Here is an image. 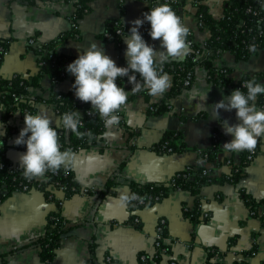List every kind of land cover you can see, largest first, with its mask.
<instances>
[{"label":"crops","instance_id":"crops-1","mask_svg":"<svg viewBox=\"0 0 264 264\" xmlns=\"http://www.w3.org/2000/svg\"><path fill=\"white\" fill-rule=\"evenodd\" d=\"M78 0H0V41H7L8 50L0 63V77L37 75L38 46L56 42L54 50L73 62L93 43L118 67H127V43L123 39L133 27V21L143 19L145 0H92L90 11L78 20V39L61 40V35L73 28V15ZM229 0H205L210 13L221 17ZM181 22L193 31L195 41L204 43L210 37L207 28L197 22L193 0H187L174 11ZM264 18V11H263ZM121 25L126 33L118 45L103 37L107 27ZM145 24L139 28L143 36ZM37 46H31L29 39ZM58 41V42H57ZM157 52L164 51L160 40H145ZM178 59V60H183ZM217 68L229 67L231 76L264 72V47L248 59L238 60L225 51L213 61ZM173 84V75L167 73ZM75 77L69 75L59 81L44 75L40 84L30 89L32 97L46 99L36 103V114H46L50 126H59L68 140L69 131L61 124L63 115L55 104L47 101L53 93L74 92ZM170 86V88H171ZM170 88L167 90L169 91ZM126 91H131L127 87ZM166 91V92H167ZM220 84L208 79V69L199 66L191 87L180 95L166 98L169 107L161 112L150 111L162 96L147 100L142 93L131 98L120 111V123L104 129L97 141L78 151L66 165L75 173L81 192L65 198L61 189L53 187L61 200L59 207L68 230L59 242L52 264H137L141 253L152 258L156 249V228L166 221L170 251L164 253L161 264H209L219 261L233 264H264V203L258 214L244 198L247 193L254 200L264 201V137L257 143L253 161L240 168L245 151L226 153L223 145L233 137L225 134L227 126L240 123L236 110L220 109L214 105L231 94ZM257 109L264 106L256 103ZM6 108L0 104V145L7 144L6 156L20 165L24 149L15 144L25 127L24 115L13 113L3 121ZM77 113L82 114L79 109ZM7 125L14 132L7 136ZM173 132L177 143L184 144L181 152H162L156 148L166 132ZM214 133L218 138H214ZM217 147L213 160L203 159L201 152ZM202 165L214 180L202 184L198 194L188 190L170 192L163 200L131 211L127 196L132 182L167 183L177 172L188 166ZM240 177L232 179L234 171ZM114 185L107 189V182ZM91 190L92 192H86ZM0 191V264H48L41 258V248L35 241L47 231L49 215L57 210L56 202L45 197L37 188L15 191L1 199ZM200 203V214L192 220L185 208ZM204 212L209 213L207 218ZM136 215L140 224H133ZM216 253L210 255L212 251ZM110 257L111 260H107ZM152 260V259H151ZM152 264H157L152 261Z\"/></svg>","mask_w":264,"mask_h":264},{"label":"trees","instance_id":"trees-1","mask_svg":"<svg viewBox=\"0 0 264 264\" xmlns=\"http://www.w3.org/2000/svg\"><path fill=\"white\" fill-rule=\"evenodd\" d=\"M90 1L92 0H78L76 5V11L73 15V28L61 35V40L68 38L78 39L79 28L78 20L82 18L86 13L90 11ZM147 5L145 12L150 11L160 4H168L173 11H177L187 0H145ZM193 6L196 8L197 22L202 21L203 26L200 28H207L210 31V37L204 42V45L194 42L191 45L190 54L183 60L167 61L163 63V71L173 75V84L169 91L164 93L160 103H154L150 106L151 112H161L166 110L169 105L165 102L166 98L178 96L185 89L191 87V85H185V80L191 74V80L195 78V70L199 66H203L208 69V79L220 84L225 90L233 91L240 88L241 91L246 93V88L243 85L255 78L256 82L264 84V72L255 75H244L239 79L231 76L232 69L229 67L217 68L213 64V61L222 55L225 51H231L234 53L238 60L248 59L250 56L256 54L261 48L264 47V0H229L225 6L224 13L221 17H215L210 13L205 0H193ZM248 7H252L254 10L259 12L258 15L248 13ZM241 21H245L246 25H242ZM122 27L124 33L126 28L121 25H115L107 27L103 37L106 40L113 41L116 44H120L122 41L121 36L116 33L118 28ZM150 23L146 22L145 31L143 38L148 40L150 38L149 30ZM107 33L112 34L107 36ZM194 36V34H193ZM56 42L48 43L43 45L37 50L38 62L43 61L44 64L40 67V72L37 75H14L10 78L0 77V104L6 108V113L3 116V121L7 123L9 117L16 111H20L23 115L25 113L33 114L36 112V103L45 101L42 97H32L30 95V89L40 84L42 76L49 75L55 81H59L70 74L66 71L67 66L72 63L71 58L59 55L56 53L55 48ZM255 44L257 51L255 53L249 51V46ZM0 63L4 59V55L8 50L7 41H0ZM45 49H48L45 53ZM53 55L51 57L50 55ZM139 79V77H138ZM75 81V80H74ZM118 86L124 87L125 90L132 88V85L128 82L127 78H118ZM147 100H151L152 96L147 94V90L141 91ZM136 94H132L133 98ZM55 104V107L59 114L64 115L65 113L77 112L79 109L82 114L79 119L81 120V127L79 131L84 133L82 137H77L75 133L69 132V138L67 140L65 132L59 126L56 127L58 132L59 145L61 151H78L82 148H86L91 144L95 143L98 137L103 133L105 126L103 119L100 118L99 114L92 110L90 102L80 103V100L76 98L74 92L70 93H53L49 100ZM257 104L264 106V94L257 97ZM92 115H89L88 112ZM120 115V112L117 113ZM12 127L7 125V136L13 133ZM91 133V137L87 135ZM178 136V135H177ZM173 132H166L158 143L156 148L164 153L168 152H181L185 149L184 144L177 143V137ZM20 147L27 149L26 145ZM172 150L169 151L168 149ZM7 144L3 143L0 145V190L3 189L5 192L1 196V199L15 191H27L31 188L40 189L45 197L49 200L56 202L57 210L52 212L48 217V225L46 233L39 237L35 244H38L41 248V258L48 264H52L53 259L56 256V251L59 247V242L62 239L68 228L65 227L66 220L61 214L59 209L61 200L55 195L53 187L61 189L65 193V198L71 197L73 194L81 192L82 188L79 186L74 171L69 166H62L58 172H47L44 177L34 178L27 180L23 176V170L20 165H15L9 161L6 156ZM217 152V147L205 150L201 152L203 159L213 160ZM248 151L244 152L242 157L243 168L249 163L247 158ZM205 155H208L206 158ZM12 167L15 170H11ZM208 170L202 165L188 166L187 168L177 172L167 183H138L132 182L130 185V192L127 196V203L131 211L138 210L148 205L163 200L170 192L177 190H188L193 194H198L200 187L204 183H208L214 180L213 177L209 176L204 171ZM234 171L230 178L238 179L240 172ZM28 186L25 189L24 186ZM114 185V180L107 182L106 188L109 189ZM91 193V190H86ZM245 200L252 210H256L258 214L259 205L263 204L264 201L259 202L254 200L247 193H243ZM185 213L192 220H197L200 214V203L198 202L193 207H186ZM133 224L139 225V219L136 215L132 216ZM264 220V216H262ZM166 224L161 231V249L158 250L157 255L150 257L148 253L143 252L139 256L137 264H152L155 261L157 264H161L164 257L165 249L167 252L170 251V245L166 243L167 232ZM212 251V249H211ZM216 252L212 251L210 258ZM145 256V259H142ZM152 259V260H151ZM209 264H226L219 261H212L210 259ZM233 264H247L244 261H238Z\"/></svg>","mask_w":264,"mask_h":264},{"label":"clouds","instance_id":"clouds-1","mask_svg":"<svg viewBox=\"0 0 264 264\" xmlns=\"http://www.w3.org/2000/svg\"><path fill=\"white\" fill-rule=\"evenodd\" d=\"M143 19L133 21L130 34L123 37L127 43V67H118L114 60L105 55L96 43L70 63L66 71L75 77L72 85L75 96L81 102H90L92 110L104 121L106 129L119 125V113L127 105L130 94L147 90L152 97L162 96L171 86L169 75L163 71V63L186 58L191 51L187 41L189 29L181 22L168 4H160L143 14ZM150 23L149 35L161 41L164 51L157 52L150 46L139 28ZM255 53V44L249 46ZM127 78L131 91L118 86V78ZM139 77V79H138ZM246 93L240 88L214 105L217 114L220 109L236 110L240 123L227 126L225 134L233 137L222 147L226 153L253 152L260 137H264V109H257V97L264 94V84L255 78L244 85ZM81 115L77 112L65 113L61 117L62 127L77 137L85 135L79 131ZM25 127L15 140L17 146L26 145V153L19 158L20 168L27 180L44 177L49 171L58 172L71 159V152L61 151L56 127L50 126L51 119L46 114H24ZM91 137V133H87Z\"/></svg>","mask_w":264,"mask_h":264},{"label":"built area","instance_id":"built-area-1","mask_svg":"<svg viewBox=\"0 0 264 264\" xmlns=\"http://www.w3.org/2000/svg\"><path fill=\"white\" fill-rule=\"evenodd\" d=\"M247 12H248V13H253L254 15H258V14H259V12H258L257 10H254L252 7H248ZM241 23H242V25H246V22H245V21H241ZM73 24H74V22H73ZM145 26H146V24H145ZM198 26H199V27H202V26H203V22L198 20ZM116 33H117L119 36L124 35V30H123V28H122V27L118 28V29L116 30ZM111 35H112V34L107 33V36H111ZM187 41L190 42V48H191V45H192L194 42H196V41H195V38H194V36H193V31H192V30H189V34H188V36H187ZM57 42H58V41H57ZM29 44H30L31 46H37V45H36V40L33 39V38L29 39ZM202 45H204V43H202ZM41 47H42V46H40V47L38 46V49H40ZM2 49H3V48L1 47L0 50H2ZM46 51H48V49H45V53H46ZM50 56L53 57L52 54H51ZM38 64H39V67H41V66L44 64V62L41 61V62H38ZM192 82H193V81L191 80V74H190L189 77L185 80V85H191ZM130 90H131V88H130ZM80 103H82V102L80 101ZM57 112H58V111H57ZM88 114H89V115H92V113H91L90 111L88 112ZM214 138H218V135H217L216 133H214ZM168 150L171 151L172 149L169 148ZM256 153H257V147H256V149H255L253 152H248L246 160H247L248 162L253 161V159L255 158ZM205 156H206V158L208 157V155H205ZM15 168L18 169V167H12L11 170H15ZM204 172L207 173V174H209L208 170H205ZM24 188H25V189H28V186L26 185V186H24ZM0 191H2L3 193L5 192V190H3V189H1ZM256 212H257L256 210H253V211H252V214H253V215H256ZM260 215H261V216H264V212H262ZM208 216H209V213L204 212L203 217L207 218ZM165 224H166V221H165L164 219H161V220L159 221V223L157 224L156 234H155V237H156V249H155V252H154L155 255H157L158 250L161 249V248H160V247H161V243H160L159 239L162 237V236H161V231H162V229H163V227H164ZM162 251L166 252L165 249H162ZM142 259H145V256H142ZM107 260H111L110 257H108ZM172 264H175V261H173Z\"/></svg>","mask_w":264,"mask_h":264}]
</instances>
